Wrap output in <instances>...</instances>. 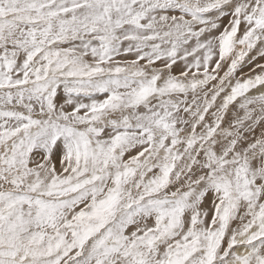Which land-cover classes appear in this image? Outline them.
<instances>
[{"label": "snow or ice", "instance_id": "snow-or-ice-1", "mask_svg": "<svg viewBox=\"0 0 264 264\" xmlns=\"http://www.w3.org/2000/svg\"><path fill=\"white\" fill-rule=\"evenodd\" d=\"M0 264H264V0H0Z\"/></svg>", "mask_w": 264, "mask_h": 264}, {"label": "rangeland", "instance_id": "rangeland-1", "mask_svg": "<svg viewBox=\"0 0 264 264\" xmlns=\"http://www.w3.org/2000/svg\"><path fill=\"white\" fill-rule=\"evenodd\" d=\"M225 23H226V21H225ZM245 71H247V69H245Z\"/></svg>", "mask_w": 264, "mask_h": 264}]
</instances>
